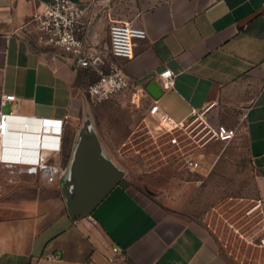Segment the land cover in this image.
<instances>
[{"label":"crops","instance_id":"0c3cea01","mask_svg":"<svg viewBox=\"0 0 264 264\" xmlns=\"http://www.w3.org/2000/svg\"><path fill=\"white\" fill-rule=\"evenodd\" d=\"M47 1L0 0V111L31 119L27 135L36 137V147L28 139L17 149L4 137V158L24 165L15 160L42 156L59 170L47 182L0 163V264H232L183 213L194 183L156 173L131 179L116 161L129 133L153 119L144 110L130 117L118 97L91 105L84 89L95 73L36 42L29 20ZM107 8L111 20L146 30L133 57L117 62L172 119L219 101L240 113L264 191V0H109ZM108 24L96 16L89 28L98 50ZM165 68L175 73L167 91L156 80ZM6 94L17 100L2 103ZM36 118L62 120L59 152L49 153V127L36 131Z\"/></svg>","mask_w":264,"mask_h":264},{"label":"rangeland","instance_id":"374dc122","mask_svg":"<svg viewBox=\"0 0 264 264\" xmlns=\"http://www.w3.org/2000/svg\"><path fill=\"white\" fill-rule=\"evenodd\" d=\"M207 110L172 133L160 129L155 120L153 125H142L129 133L125 146L114 156L131 179L156 173L194 183L183 212L188 220L202 228L230 263L264 264L263 182L251 165L240 113L223 101ZM219 126L232 130L231 136L213 137L211 129ZM187 156L195 160L192 170L185 167Z\"/></svg>","mask_w":264,"mask_h":264},{"label":"built area","instance_id":"2783aa9c","mask_svg":"<svg viewBox=\"0 0 264 264\" xmlns=\"http://www.w3.org/2000/svg\"><path fill=\"white\" fill-rule=\"evenodd\" d=\"M109 0H93L89 3H78L74 0H49L44 3L40 11H35L29 22L36 29V42L47 48L60 50L72 58L75 68L88 69L95 73L96 78L89 83L84 93L91 105L118 97L121 105L131 115L138 111H145L155 120L160 129L172 133L184 126V122L190 117H195L213 105V103L202 111H192L184 121H175L167 115L159 106L156 99L148 96L146 90L137 82L130 79L123 71L118 59L129 60L134 55V46L137 40L147 37L146 30L132 21L111 20L108 11ZM103 18L108 24V45L104 50H98L90 43L89 28L93 19ZM175 73L170 68H165L157 73L156 80L164 91L171 89L174 85ZM17 99L13 94L2 97V103L15 102ZM10 115L0 111V163L8 167L11 173H17L16 169L29 175L44 176L47 182H53L59 170L55 166H49L46 157H37V161L30 164L19 165L9 162L4 158L6 147L1 144V137H8L11 131L8 129ZM49 127L47 133L51 135L52 147L49 153H57L61 150L62 120L40 119ZM213 137L228 138L232 130L223 126L211 129ZM175 141V139H173ZM185 167L189 170L196 166L191 156L184 159ZM95 223V221H93ZM264 241V239H263ZM113 256L124 259L122 250L113 246ZM114 261L113 258H109Z\"/></svg>","mask_w":264,"mask_h":264},{"label":"bare ground","instance_id":"6f19581e","mask_svg":"<svg viewBox=\"0 0 264 264\" xmlns=\"http://www.w3.org/2000/svg\"><path fill=\"white\" fill-rule=\"evenodd\" d=\"M12 118L10 117L9 118V122H10V120H11ZM13 121H11L10 123H8V125L10 126V127H12V131L11 132H19V131H21L23 134H24V140H23V144L20 146V147H16L15 146V144L12 142V141H10V140H8V144L11 146V147H13V148H15V149H17V148H21V147H25L26 145V141H28V139H32L33 140V143L35 142V144H34V146L33 147H36V137L35 136H28L27 135V132L28 131H30V128L28 127V124H30V123H32V120L31 119H12ZM39 123V122H38ZM38 126H37V128H36V131H38V130H41V125H40V123L39 124H37ZM40 125V126H39ZM43 126V125H42ZM43 129L44 128H46V126H45V124H44V126L42 127ZM42 129V130H43ZM4 137L6 138V136L4 135ZM4 137H1L2 138V145H6L5 144V138ZM32 143V144H33ZM43 148H48V144H44L43 145ZM9 161V160H8ZM10 161H12V159L10 160ZM15 161H19V162H23V163H27V164H30V163H34V162H36L35 160H30V159H24V158H19V159H16Z\"/></svg>","mask_w":264,"mask_h":264},{"label":"water","instance_id":"95a60500","mask_svg":"<svg viewBox=\"0 0 264 264\" xmlns=\"http://www.w3.org/2000/svg\"><path fill=\"white\" fill-rule=\"evenodd\" d=\"M8 140L12 141L16 147H20L23 144L24 140V134L19 131V132H10L8 133Z\"/></svg>","mask_w":264,"mask_h":264}]
</instances>
